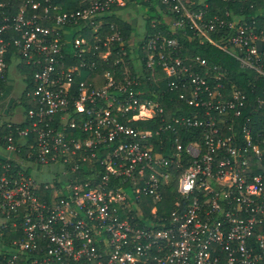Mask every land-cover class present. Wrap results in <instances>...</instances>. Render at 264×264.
I'll return each mask as SVG.
<instances>
[{
  "label": "built area",
  "instance_id": "built-area-1",
  "mask_svg": "<svg viewBox=\"0 0 264 264\" xmlns=\"http://www.w3.org/2000/svg\"><path fill=\"white\" fill-rule=\"evenodd\" d=\"M80 1L0 0V96L9 70L24 82L2 136L0 264H264V97L248 105L184 51L210 43L264 76V0H158L136 48L146 89L117 26L90 30L123 0Z\"/></svg>",
  "mask_w": 264,
  "mask_h": 264
},
{
  "label": "trees",
  "instance_id": "trees-1",
  "mask_svg": "<svg viewBox=\"0 0 264 264\" xmlns=\"http://www.w3.org/2000/svg\"><path fill=\"white\" fill-rule=\"evenodd\" d=\"M154 1H158V0H154ZM215 3H218L217 0H212ZM51 2L57 6H59L58 10L59 11H63V10H74L77 8H80L83 3H81L80 0H51ZM149 2H151V0L146 1L145 3H147V5L149 6L150 10H154L155 6L154 4H148ZM260 2V0H259ZM241 3H227L228 7L231 8H238L239 5ZM243 4H247V3H243ZM124 6H122L121 8H123ZM120 8V7H118ZM117 8V9H118ZM255 10L252 8H249V12L253 13ZM153 16V15H150ZM108 20L114 22L116 24V26L118 27V29L121 31V40L123 42V45L126 47L128 44V40L130 39V33L133 30V26L132 23L122 19L121 17H119L116 14H111L110 16L107 17ZM148 23V22H147ZM117 42L115 43V46H117ZM185 53H188L189 55H195V54H199L200 56L204 57L207 59L208 63L213 65H219L221 66L222 69H225L227 71V78L228 80H231L232 82H234L241 90H243L249 97V101H248V105H253L255 103L256 100V96H261L264 97V77L259 76L256 72H254L251 69H242L240 68L238 62L234 59L233 56H231L229 53L225 52L224 50L210 44V43H206V44H199L197 43L195 40H191L190 43L186 42L185 45V49H184ZM127 58V56L125 57ZM112 61L109 60V62L107 63H101L98 66V70H101L104 66L106 67H110L111 66ZM97 70V71H98ZM100 71H98L97 73H99ZM96 74V73H95ZM97 75V74H96ZM94 76V75H93ZM100 77V75H98ZM225 82H227V80L225 79ZM152 88V87H149ZM156 88V92L158 91V87L155 86ZM165 93H167V95L174 97L175 92L172 91L170 92V90H165ZM164 95H161L160 97H158L160 103L163 105L164 107V115L167 119L170 118V115L172 114V111L176 108L177 102H175V100H168L165 97H163ZM150 97V96H148ZM154 97H152L153 99ZM250 107L247 106L245 109V113H250L249 112ZM188 111V110H187ZM245 116V115H244ZM259 116L262 117V119H264V111L261 110L259 113ZM256 118V116H255ZM243 120V116L238 118V122L237 125H239L241 123V121ZM226 126H224L222 128L223 132L221 131V134L224 133ZM10 128H8L6 125H3L0 128V138H1V142H3V138L2 136L8 132ZM200 131L198 129H194L193 130V134L191 135V132L189 133H185V131L181 134V138L180 140L182 142H184L186 139L188 138H194V135L199 134Z\"/></svg>",
  "mask_w": 264,
  "mask_h": 264
},
{
  "label": "rangeland",
  "instance_id": "rangeland-1",
  "mask_svg": "<svg viewBox=\"0 0 264 264\" xmlns=\"http://www.w3.org/2000/svg\"><path fill=\"white\" fill-rule=\"evenodd\" d=\"M146 1L148 0H123V2L125 3V4L123 3L124 5H122L124 6L123 8L120 7L118 9L116 8L112 9V12H114L116 15L132 23L133 30L130 33V39L128 40L129 42L126 47L124 45L123 46L127 54H130L127 62L131 64L134 63V67H130L128 65L130 72L131 73H136L137 71L139 72L138 74L140 75V78L142 80L141 82L145 89L146 87L149 86L150 83L153 82L154 76L151 73L150 75H147L145 73L146 72L145 69L143 70L139 69V65H138L137 57H136L139 55V52L137 51L136 48H137L140 37L145 31H150L153 25H155L156 28H160L162 26V23L160 22L157 16V15H161L162 6H160V4L157 1L151 0L155 6V9L150 10L147 3H145ZM152 3L149 2L148 4H152ZM105 13L107 12L102 13L104 14V17L110 16L109 13L107 14ZM150 15H153V16H150ZM106 22L112 23L116 26L114 22L108 20L107 18H101L100 20H98L96 24L92 25L90 30L93 31V33H95L97 30L104 28L103 26H105ZM10 77L14 79L13 95L20 97V93L24 87V82L15 72L11 73ZM145 81H147V84ZM147 108L149 109L148 114L151 113L150 107H147ZM142 111L146 112L145 109H143ZM1 117L5 118L6 116H1ZM137 118L140 119L141 122L150 121L149 116L146 117V116L141 115V116H138ZM39 176L47 177V175H44V174L43 175L39 174ZM147 200L148 199L142 200L139 203V205L141 207H146Z\"/></svg>",
  "mask_w": 264,
  "mask_h": 264
},
{
  "label": "crops",
  "instance_id": "crops-1",
  "mask_svg": "<svg viewBox=\"0 0 264 264\" xmlns=\"http://www.w3.org/2000/svg\"><path fill=\"white\" fill-rule=\"evenodd\" d=\"M262 8L264 10L263 5H262ZM258 47L261 49L262 44L258 43ZM11 73H13V71L10 72L9 70L8 84H6L4 94L0 96V128L4 125L5 122H18L22 119L21 110H18V108L16 109L15 105L11 106V102H13L14 98L17 97L16 95H13L14 79L10 77ZM22 99H25V96ZM1 116H6V117L4 118ZM8 155H9V152L6 150L5 144L1 142V138H0V157L2 158Z\"/></svg>",
  "mask_w": 264,
  "mask_h": 264
},
{
  "label": "bare ground",
  "instance_id": "bare-ground-1",
  "mask_svg": "<svg viewBox=\"0 0 264 264\" xmlns=\"http://www.w3.org/2000/svg\"><path fill=\"white\" fill-rule=\"evenodd\" d=\"M143 109H145V108H143V107L141 108L142 115H147L148 114V110L145 109L146 110V112H145V111H142Z\"/></svg>",
  "mask_w": 264,
  "mask_h": 264
}]
</instances>
